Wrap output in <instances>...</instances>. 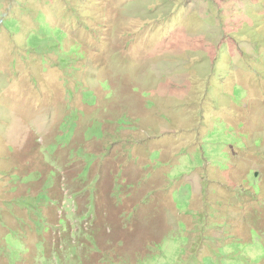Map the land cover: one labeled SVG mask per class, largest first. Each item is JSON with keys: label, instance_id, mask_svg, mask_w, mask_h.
I'll use <instances>...</instances> for the list:
<instances>
[{"label": "rangeland", "instance_id": "1", "mask_svg": "<svg viewBox=\"0 0 264 264\" xmlns=\"http://www.w3.org/2000/svg\"><path fill=\"white\" fill-rule=\"evenodd\" d=\"M0 264H264V0H0Z\"/></svg>", "mask_w": 264, "mask_h": 264}, {"label": "trees", "instance_id": "2", "mask_svg": "<svg viewBox=\"0 0 264 264\" xmlns=\"http://www.w3.org/2000/svg\"><path fill=\"white\" fill-rule=\"evenodd\" d=\"M37 42L38 41L35 40V43H37ZM71 55H76V50L75 49L72 50ZM234 96H235V98L238 101H240V100H242L244 98L245 92H244V90H235ZM228 132L231 133L229 129H228ZM235 144H238V145L241 146L243 144V141L236 140ZM258 181H259V177H256L255 176V173L249 174V176H248V182L252 184V187H253L252 189L254 191H255V188H257V186H258L257 185ZM255 195H258V192L257 191H255ZM254 238H256V236L253 234V239Z\"/></svg>", "mask_w": 264, "mask_h": 264}]
</instances>
